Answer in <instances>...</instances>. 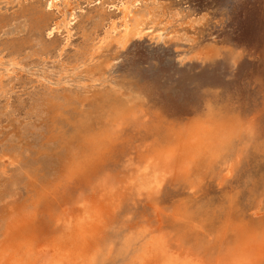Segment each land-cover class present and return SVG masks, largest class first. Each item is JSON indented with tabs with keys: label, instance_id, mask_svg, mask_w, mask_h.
<instances>
[{
	"label": "rangeland",
	"instance_id": "374dc122",
	"mask_svg": "<svg viewBox=\"0 0 264 264\" xmlns=\"http://www.w3.org/2000/svg\"><path fill=\"white\" fill-rule=\"evenodd\" d=\"M96 1L54 0L49 5L51 0H0V171H4L5 184L2 183L0 192V233L6 220L4 208L35 198L34 188L26 175L2 157L4 152L18 145L19 136L36 148L42 131V127L37 126L35 107L40 98L45 94L60 96L66 92H82L83 84L89 82L85 72L87 66L106 57V52L95 54L91 61L87 54L93 52V46L111 21H120V6L117 0ZM155 2L167 9H178L182 20L192 14L201 17L202 23L196 24L194 29L186 25L195 40L179 43L174 39L153 40L143 36L124 48L115 47L112 54L116 58L113 55L115 60L106 69V81L93 82L96 88L102 90L107 85L114 87L124 82L126 89L136 90L144 115L141 122L148 120L147 112L152 109H160L170 119L189 117L213 93L230 98L244 114L264 110V0H142L138 10L146 12L156 5ZM214 39L212 57L193 56L200 44ZM93 91L91 88L88 94ZM124 131L95 175L81 177L68 187L56 189L55 192L60 193L50 197L51 209L45 207L46 201L39 206L44 207L39 208V232H44L41 238L46 243L59 244V251H63L61 247L68 249L72 243L77 244L72 250L84 254L81 258L76 253L72 258L78 260V264H92L93 260L111 257L118 247V232L92 231L78 224L84 216L78 200L89 198L93 202H103L101 188L109 184L113 174H123L122 190L126 193L122 207L119 201L111 202L112 208H120L113 227L132 224L146 214L143 193L152 187L145 189L137 180L144 165L141 155L144 147L152 143V138L137 125H128ZM51 168L50 165L42 166L47 175ZM249 173H264V161L252 156L240 168L236 185L242 190V200L256 198L259 194L244 180ZM208 191L216 194L215 186L209 185ZM178 194L181 193L165 185L163 202L170 203ZM66 213L71 222L57 221ZM65 224L73 226L68 234L64 232ZM89 233L92 237L88 241L83 236ZM207 239L212 240L210 232ZM180 243L184 247L194 244L195 234L183 238ZM108 264H112L111 259ZM116 264H121V259H117Z\"/></svg>",
	"mask_w": 264,
	"mask_h": 264
},
{
	"label": "clouds",
	"instance_id": "9594fccd",
	"mask_svg": "<svg viewBox=\"0 0 264 264\" xmlns=\"http://www.w3.org/2000/svg\"><path fill=\"white\" fill-rule=\"evenodd\" d=\"M148 120L137 123L152 138L154 167L165 185L181 194L163 202V187L153 185L143 193L146 214L134 223L113 227L126 193L122 173L112 175L102 186L103 211L88 226L99 232L119 233L118 247L111 257L92 264H264V173H249L245 182L258 196L242 200L236 178L252 156L264 161V110L244 114L230 98L218 93L207 96L198 110L183 119H170L160 109L147 112ZM136 123V122H132ZM125 126L112 125L83 133L87 151L73 152L58 185H71L87 167L104 159L119 142ZM151 176H140L137 184L147 188ZM214 185L216 194H210ZM65 224L64 232L72 231ZM212 240L207 239L208 233ZM195 234L187 247L180 241ZM99 255V253H96ZM23 264H71L38 250Z\"/></svg>",
	"mask_w": 264,
	"mask_h": 264
},
{
	"label": "bare ground",
	"instance_id": "6f19581e",
	"mask_svg": "<svg viewBox=\"0 0 264 264\" xmlns=\"http://www.w3.org/2000/svg\"><path fill=\"white\" fill-rule=\"evenodd\" d=\"M117 1H119L118 5L120 6L119 9L121 12L120 21L110 20V25L103 31V35L98 38L97 45L93 46V52L90 51L91 53L87 54V59L93 61L95 54L100 55L104 52L107 53L104 60L89 64L85 69L89 82L83 84L84 90L75 93L66 92L60 96L54 94H45L42 96L35 106L39 121L37 126L39 128L42 127L39 145L35 148L31 143L25 142L22 136H19L18 145L8 148L2 156L4 159H7L10 164L13 166L15 165L21 173L26 175L27 181L29 180V184L34 188L33 193L35 198L30 197L31 200L28 198L23 202H18L16 200L18 203L15 206L11 204L7 208H4L5 210L3 209L6 220L3 224L4 228L0 233V264H23L24 260L33 257L38 250L50 253V255L57 257L60 261H68L71 262V264L77 262L78 264V260L72 259L77 253L75 249L72 250V248H75L73 247L75 243L67 246L68 249L61 247L63 251H59L57 248L59 244L55 246V243H46L41 238L44 232H41V234L39 232V206L43 205L41 204L43 201H46L45 207L47 210L51 209L53 205L50 197L55 193L58 194L59 191L55 192L56 189L59 190V188L61 189L62 187L69 186L58 185L57 180L64 172L66 164L73 152L83 154L87 151V145L83 139V133L86 130H96L112 125H123L125 126V130L128 125H137V123L146 122H141L144 115L142 114L140 95L136 90L132 88L126 89V84L124 85V82H119L114 87H109L107 85L104 87L106 89L101 90L96 88L93 82L97 80L106 81V69L112 65L115 60L114 57L116 58V56L112 54V50L115 49V47L119 49L124 48L132 40L143 36H148L153 40L165 41L174 39L179 43L182 41L190 42L191 40H195V38L189 35L186 25H189V28H193L196 24L202 23V18L194 14L188 16L187 20H182V13L178 9H167L165 5L161 3L155 2L156 5L154 7L149 8L146 12H140L138 7L142 0ZM53 2L54 0H51L48 4L52 5ZM47 7L48 6H46V8ZM215 43L216 41L214 39L203 45L200 44L195 50L196 54H193V56L197 58L202 56L212 57L213 48L211 46ZM185 56L186 53L181 56V59L183 60ZM91 88H93L94 91L92 94H88L91 93ZM144 148L145 150L141 155L144 165L140 175L151 176L153 183L148 185L150 187H153V185H164V177L158 174L154 167L151 144L146 145ZM111 150L102 161L87 167L75 180L81 177H92L91 175L98 171L97 169L100 168V165ZM43 165H50L52 167L50 175L46 174L48 172H44L42 169ZM3 173L4 171H0V192L1 185L4 184ZM18 199H20V197H18ZM27 201L30 203L28 204ZM78 202L82 203L79 209H82L81 213L84 214L83 218H81L78 223L81 224V227H89V221L85 224L87 219L91 221L93 217L105 211L103 204H101L102 202H93L89 198L85 200L80 199ZM42 208L44 207L40 209L42 210ZM49 216L52 217L51 214H49ZM60 220L71 222V217L66 213L62 215L61 219H57V221ZM51 223L53 222L51 221ZM57 227H60V225ZM89 230H91L90 227ZM92 231L94 230L92 229ZM45 235H47V233H45ZM91 237L92 233L83 236V238L88 241ZM85 244L83 250H85ZM75 246L77 247V244H75ZM77 254L79 255V253ZM83 256L84 254L81 252L79 257L82 258Z\"/></svg>",
	"mask_w": 264,
	"mask_h": 264
}]
</instances>
